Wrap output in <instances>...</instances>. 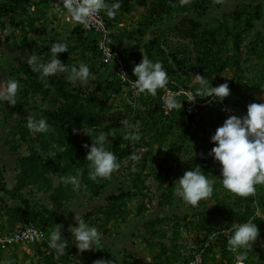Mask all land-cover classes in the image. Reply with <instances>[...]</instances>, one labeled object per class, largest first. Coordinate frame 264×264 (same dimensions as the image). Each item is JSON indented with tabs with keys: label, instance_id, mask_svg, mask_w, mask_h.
<instances>
[{
	"label": "trees",
	"instance_id": "16d2710c",
	"mask_svg": "<svg viewBox=\"0 0 264 264\" xmlns=\"http://www.w3.org/2000/svg\"><path fill=\"white\" fill-rule=\"evenodd\" d=\"M112 2L115 0H109ZM120 3L114 18L101 12L110 29L107 45L118 54L119 64L116 57L106 59L99 45L104 38L100 32L74 23L63 38L56 26H50L51 0H0V45L11 29L19 34L16 50L31 49L39 43L38 55L46 63L52 59V45L66 42L68 52L58 54L62 63L70 68L87 64L95 75L87 84H73L58 74L49 77L45 87L39 73L18 56L11 59L10 68L0 59V80L15 78L22 85L15 106L7 102L1 105L5 110L0 124L13 123L0 138L4 140L0 153L14 154L16 159L4 161L3 171L0 168V193L18 202L9 207L0 196V236L4 230H13L16 223L29 220L37 222L45 233L40 242H28L32 254L24 251L22 257L16 246L3 247L0 243V264H24L33 256L38 264H96L100 258L115 264L113 250L118 249L119 242L110 244V249L98 242L81 253L71 243V232L65 230L75 223L55 214L59 207L71 205L78 194L99 197L115 176L120 184L118 192L105 198L108 206L100 219L104 235L119 232L133 213L145 214L155 207L167 212L146 223L149 235L143 242L150 251V262L143 263L125 252L130 264H183L194 252L200 254L201 264H235L238 257L245 264H264V185H257V191L246 198L236 196L222 186L220 165L209 155L214 147L210 137L225 119L244 116L252 102L264 103V0ZM46 31L53 34L47 37L43 35ZM143 57L163 64L169 76L167 88L184 91L175 98L176 108L165 110L163 89L155 97L136 94L133 68ZM195 75L208 78L214 87L222 76L231 95L222 103H209L210 98L199 97ZM186 92L203 104L188 111ZM29 116L45 118L50 130L32 135L27 128ZM124 119L130 121L131 128L120 124ZM101 131L108 133L111 144L106 147L115 153L123 169L113 173L110 180L93 182L88 179L87 149L83 145H91ZM128 132L140 139L126 140ZM192 152L193 159L184 161ZM133 155H138L139 161L132 159ZM197 165L213 181L214 191L211 198L193 207L175 195L174 182ZM11 170L16 180L14 189L8 190L3 174L9 175ZM71 176L80 178L79 190L66 182ZM152 183L155 192L150 191ZM26 186L35 188L29 196L40 194L51 207L45 202L31 205L23 190ZM135 198H139L137 205L131 208ZM246 221L256 223L260 235L251 249L233 252L224 230ZM56 224L63 226L61 230L70 242L65 255L50 245ZM183 233L191 237V252L180 243Z\"/></svg>",
	"mask_w": 264,
	"mask_h": 264
},
{
	"label": "clouds",
	"instance_id": "9594fccd",
	"mask_svg": "<svg viewBox=\"0 0 264 264\" xmlns=\"http://www.w3.org/2000/svg\"><path fill=\"white\" fill-rule=\"evenodd\" d=\"M51 1L53 4V10H51V21L48 24L52 27L56 26L57 29L64 28L65 33L68 31L67 28L71 27L74 23L89 27L93 18L98 16L101 12L114 18L118 14V10L121 7L120 0H115V2L112 3H109V0ZM65 23H67L68 26L65 27ZM49 33L53 34L52 31ZM49 33L47 34L46 31L43 32V35L49 37ZM61 34L63 33L61 32ZM17 35L19 36V34ZM8 44H11L12 46L13 42H8ZM23 48L30 49L28 47ZM23 48H20L19 50ZM33 49H36L39 53L41 51L39 43L34 45ZM68 49L69 46L66 42L54 43L51 47L52 59L46 63L42 62L38 53L36 54L33 52L30 56H28L26 63L30 66L33 72L39 73V78L44 83L45 87L48 86V78L58 74H64L69 82L73 84L78 82L81 84H87L90 80L95 79L94 73L87 64L82 63L78 67L74 66L70 68L62 63V61L58 58V54L68 52ZM120 66L121 65H119L118 69H121ZM121 74L124 75L125 79L128 78L126 73ZM133 75L136 79L133 80L132 86L136 90L137 95L148 94L155 97L157 96L158 90L163 89L165 92L166 89H169L166 87L169 83L168 72L159 61H153L152 59L143 57L140 63L134 66ZM194 77L199 84V97L210 98L209 103L213 101L222 103L224 98L231 95L229 84L227 82L222 83V76H219L220 78L218 77L222 84L215 87L212 85L211 81L204 76L195 75ZM21 87V83L15 78L0 80V103L5 104V102H7L9 105L15 106L18 102L17 98ZM195 99V96H191L190 99L187 100L193 101ZM177 106L178 105L174 96L166 98V111L174 109ZM179 108L181 109V102L179 103ZM4 110L5 106L2 108L0 105V119ZM10 124L11 121L9 124L2 123L0 124V128ZM120 124L126 128L132 127L128 119L120 121ZM27 128L32 135H36L38 133H47L50 130V125L43 117L38 119L35 116H29L27 119ZM6 134L7 133L0 134V138ZM124 138L126 140L131 139L138 141L140 136L138 134L133 135L131 132H128ZM3 141V139H0V150ZM92 141L91 145H83V147L87 149L85 160L88 161V179L93 182H98L99 180H110L113 173H118L121 171L119 169L123 168L120 167L115 153L106 147V145L111 144L109 135L108 133L101 131L96 136L95 140L92 139ZM210 142L214 144V147L211 148L209 155H211L220 165L222 186L225 189L234 193L238 197L246 198L253 195L257 191V185H264V103L252 102L248 104L246 114L242 117L230 115L224 120L223 124L215 130L214 134L210 137ZM201 155L203 156V154ZM193 156L194 152L187 156L184 161L189 159L192 160ZM11 157L14 160L16 159V156L11 153H3L4 160H2V155H0L1 169L4 166V161ZM132 159L139 161L140 157L138 155H133ZM126 163L127 162L125 161V165ZM204 173L205 172L202 171L201 167L198 165L194 169L187 170L182 177L174 182L175 195L193 207H199L201 201H206L211 198L214 191V184L213 181L210 180ZM10 174L12 175L10 176ZM3 177V181L6 183L7 189L13 190L16 180V174L13 173V170L10 171L9 175L4 173ZM66 182L70 183L77 190L82 187L81 180L77 176L68 177ZM112 182L113 183L110 184L107 191L103 192V194L99 197H91V195L88 194H78L72 202H69L72 203L71 205L67 208L59 207L55 211V214L66 222L75 223V225H70L65 228V230L71 232V243L75 245L79 252L82 253L94 248L93 245L100 242L102 236H104L105 239L111 240L112 243L115 241L119 242V245L121 246L126 242V240L120 241V239L123 237L124 240V236H128V238L131 237L133 239V242L138 239L141 241L143 250L147 252L148 256V260L142 262H150V251L145 249L143 239L149 235L147 233L146 223L158 216L157 214H159V212L154 213V209H157L158 207L153 208L145 214L133 213L129 218L128 223L124 224L123 228L119 232H112L109 237L104 235L102 230L99 228L102 222L100 219L106 214L105 207L108 206L105 198L117 193L120 186L119 180L116 179V176ZM116 185V190L112 191L111 189ZM23 190L26 191L25 195L27 196L30 204L31 202H45L49 207H51V204L40 194H38V196L28 195V192H33L35 190L32 186H26ZM150 191H156V185L154 183H152ZM0 196L5 199L6 205H9V207L18 202L9 197L7 193H0ZM138 199L139 198H135L133 200L130 204L131 208L137 205ZM161 210L162 212L165 211L163 209ZM135 216L136 218L141 217L144 219V230L137 229V232H134L133 226L129 225ZM29 223L35 224L37 222L33 220L19 222V226H16L13 230H4L2 232V236L0 237L2 238L11 235V232L24 228V226ZM111 223L112 221L110 220L107 224V228H110ZM62 227L63 226L61 224L55 225V228L50 234L49 241L51 247L55 249L57 253L65 255L70 242L65 238L61 230ZM231 228L232 230L230 228L225 229L224 233L228 234V247L233 252L251 249L260 235L258 226L256 223L251 221L234 224ZM40 229L44 233V230L42 228ZM230 230L231 233L229 235ZM139 234H141V237ZM181 237L180 243H183L188 251L191 252V250L194 249V246L188 239L191 238L190 235L183 233ZM44 238L45 233L43 238L37 240V242H40ZM7 244H10V247L16 246L15 249L18 251L19 257H22V253L24 251L32 254V251L26 246L28 244L26 241H13L11 243L2 244V246L5 247ZM100 244L104 249H110V245L107 244L103 246L101 242ZM127 252L131 253L132 251L129 250ZM132 254L139 258V256L134 253ZM116 257L117 258H114L115 264L126 263V260L123 262L124 259L122 260V258L119 259L118 256ZM188 260H186L183 264H187ZM37 261L38 259L33 256L31 263L38 264ZM96 264H109V261L101 260L100 258ZM235 264L245 263L238 257Z\"/></svg>",
	"mask_w": 264,
	"mask_h": 264
},
{
	"label": "rangeland",
	"instance_id": "374dc122",
	"mask_svg": "<svg viewBox=\"0 0 264 264\" xmlns=\"http://www.w3.org/2000/svg\"><path fill=\"white\" fill-rule=\"evenodd\" d=\"M249 1V0H248ZM59 31H61L62 37L65 38L66 37V33H65V29L64 28H60L58 29ZM18 33L16 31H12L11 29L8 30L7 35L4 37V41L3 44L0 45V59H5V63L8 64L7 66L10 68V65L13 63L11 59H13L14 56H18L20 59H23L24 61L27 60L28 56H30L33 52H35L36 54L38 53V51L36 49H26L23 48L21 50H15V47H17L19 44V36L17 35ZM51 33H49L50 35ZM48 35V36H49ZM8 42H13L12 46L11 44H8ZM3 103H0V105H2ZM12 124V122H11ZM10 125H5L3 128H0V134L3 133H7L8 128ZM2 151V150H0ZM0 155H2V160L3 159V153H0ZM14 159L11 158H7L6 161H13ZM12 174H10L11 176ZM117 185L114 186L111 190L114 191L116 190ZM162 213H167V212H161L159 211V214ZM169 214V213H168ZM153 217V216H151ZM143 221L144 219H142L141 217H134V219L131 220V223L129 225L131 226H135L134 229H139V230H144L143 228ZM167 224V223H166ZM102 236V235H101ZM139 236L141 237V234H139ZM100 242L102 243V245H114V243L111 242V240L109 239H105L104 236H102ZM132 251L131 253H134L135 255L139 256V258L141 259V261H147L148 256H147V252L143 250V245H141V241L138 239L135 242H133V239L131 237H129L126 242L124 244L119 245L118 246V250H116V248L114 247V252L113 254L115 256L119 255V259L122 258V260H126L125 264H129L128 259L124 256V252L127 251ZM123 253V254H122ZM24 264H32L30 261H26Z\"/></svg>",
	"mask_w": 264,
	"mask_h": 264
},
{
	"label": "built area",
	"instance_id": "2783aa9c",
	"mask_svg": "<svg viewBox=\"0 0 264 264\" xmlns=\"http://www.w3.org/2000/svg\"><path fill=\"white\" fill-rule=\"evenodd\" d=\"M82 27L85 30H94V32L96 33L100 32L104 38L100 41L99 45L103 49L106 55V59H108L109 57H116V60H118L120 64V59H119L118 54L111 52L110 47L107 45V43L110 42L111 40L109 36L110 29L106 25L104 19L102 18L101 13L98 16L93 18L91 25L89 27H85L83 25ZM219 78L216 80L215 86L222 84ZM181 92H184V91H172L170 89H166L165 92L163 93V97L165 100L169 96H174V98H176ZM186 93L188 94V99H190V97L192 96L191 93L190 92H186ZM188 102L190 103L186 107L188 111H190L192 107L197 106L198 104L199 105L203 104V103L197 102V100L188 101ZM11 233H12L11 235H8L6 237H2V238L0 237V243L6 244V243H11L13 241H19V240L26 241V242H34V241L40 240L44 236L43 231L33 223L26 224L24 228L18 229ZM201 261L202 259H201L200 254L197 252H194L193 257L188 260L187 264H201Z\"/></svg>",
	"mask_w": 264,
	"mask_h": 264
},
{
	"label": "crops",
	"instance_id": "0c3cea01",
	"mask_svg": "<svg viewBox=\"0 0 264 264\" xmlns=\"http://www.w3.org/2000/svg\"><path fill=\"white\" fill-rule=\"evenodd\" d=\"M156 210V211H155ZM159 211H161L162 212V210L161 209H159V208H157V209H154V213H157V212H159ZM4 225L5 226H7V224L6 223H4ZM20 224H19V222L18 223H16L15 224V226H19ZM135 226H133V228H134ZM167 228V227H166ZM134 232H137V229H134ZM128 239V236H124V240H123V237L120 239V241L122 240V241H125V240H127ZM119 245V244H118ZM118 257H120L119 255H117ZM117 258V257H116Z\"/></svg>",
	"mask_w": 264,
	"mask_h": 264
}]
</instances>
